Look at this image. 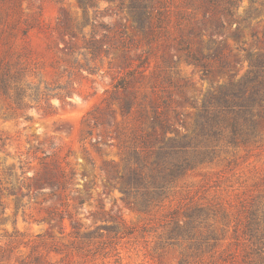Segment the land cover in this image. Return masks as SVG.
<instances>
[{
	"label": "rangeland",
	"instance_id": "1",
	"mask_svg": "<svg viewBox=\"0 0 264 264\" xmlns=\"http://www.w3.org/2000/svg\"><path fill=\"white\" fill-rule=\"evenodd\" d=\"M128 2L0 0V78L6 76L8 83L3 92L0 82V264H178L188 254V240L176 232L185 226L191 208L219 203L233 214L252 185L264 183L263 132L256 143L220 148L146 210L125 198L118 179L125 161L116 144L110 146V130L118 133L135 123L134 114L122 117L110 98L113 81L127 70L123 52L147 58L136 86L150 101L158 102V83L170 79L163 85L170 103L161 110L179 136L194 134L203 100L225 81L214 74L202 76L181 58L172 70L161 71L162 56L176 60L178 53L168 49L177 31L171 23L159 41L147 45L131 27ZM194 3L165 0L168 20L189 15ZM255 9L260 12L243 30L248 52L262 47L264 0H237L238 15ZM62 14L66 26L60 25ZM199 16L200 11L195 18ZM252 30L259 39L250 37ZM92 43L100 47L95 57L88 50ZM246 69L244 61L237 77ZM153 85L158 86L153 90ZM110 107L116 112L111 129L110 122L104 123ZM88 113L91 121L104 123L90 137L85 135ZM48 151L73 173L65 201L51 199L48 189L33 198L34 187L27 188L31 180L26 178L43 173L40 157ZM11 188L15 195L8 193ZM52 210L54 216L48 214Z\"/></svg>",
	"mask_w": 264,
	"mask_h": 264
},
{
	"label": "trees",
	"instance_id": "2",
	"mask_svg": "<svg viewBox=\"0 0 264 264\" xmlns=\"http://www.w3.org/2000/svg\"><path fill=\"white\" fill-rule=\"evenodd\" d=\"M79 1L93 5V0ZM194 4L197 7L192 8V13H180L173 22L167 18L165 0H129L127 5L131 27L142 35L147 45L159 41L173 23L178 35L168 51L173 49L178 55L176 60L169 54L162 56L161 71L172 70L181 58L204 77L214 74L225 78L224 83L203 100L194 134L179 136L165 110H161H167L170 103V97L164 95L166 91L163 89L170 79L166 77L158 83L162 92L158 102L150 101L136 86L137 77H142L148 67L147 58L137 51L132 54L123 52L120 59L127 70L113 81L110 98L117 102L122 117L134 114L135 123L118 133L110 130V146L115 143L125 161L123 173L118 176L121 192L126 199L132 198L134 205L142 210L162 200L181 175L212 160L220 148L256 143L264 132V27L261 40H258L262 45L260 49L248 52L242 41L249 19L260 9L242 16L235 11L237 0H195ZM198 11L200 16L196 19ZM67 21V16L62 14L60 25L66 26ZM250 37L259 39L254 30ZM67 49L71 52L72 47ZM88 50L95 57L100 47L92 43ZM244 61H247V69L237 77ZM133 62H136L134 67ZM0 82L6 92L7 77L1 76ZM158 85H153L152 89ZM115 113L110 107V116L104 122H110V129L114 125ZM89 114L84 119L88 127L87 137L92 136L94 127L104 124L91 121ZM167 132L171 136L167 137ZM42 154L43 173L26 178L31 180L27 188L34 187L33 198L43 196L48 189L51 199L65 201V189L73 173L68 174L67 162L63 161V167L55 159L54 152ZM7 173L11 175L9 170ZM8 193L15 195V188ZM247 193L246 198L239 199L233 214L219 203L208 207L195 206L187 212L188 220L185 226L177 229L176 235L188 240V254L182 255L178 264H264V183L253 184ZM48 214L54 216V211Z\"/></svg>",
	"mask_w": 264,
	"mask_h": 264
}]
</instances>
